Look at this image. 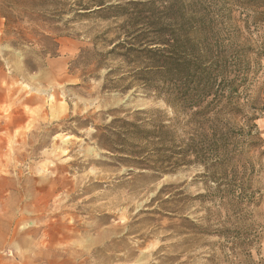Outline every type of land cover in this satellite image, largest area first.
Returning <instances> with one entry per match:
<instances>
[{
	"label": "rangeland",
	"instance_id": "1",
	"mask_svg": "<svg viewBox=\"0 0 264 264\" xmlns=\"http://www.w3.org/2000/svg\"><path fill=\"white\" fill-rule=\"evenodd\" d=\"M100 2L122 8L78 17ZM241 2L0 0V264H264V17ZM176 4L211 11L244 51L242 113L188 126L132 79L134 58L107 55L131 15ZM143 110L171 127L167 147L105 150V128Z\"/></svg>",
	"mask_w": 264,
	"mask_h": 264
},
{
	"label": "trees",
	"instance_id": "2",
	"mask_svg": "<svg viewBox=\"0 0 264 264\" xmlns=\"http://www.w3.org/2000/svg\"><path fill=\"white\" fill-rule=\"evenodd\" d=\"M241 3L261 11L264 17V0H242ZM121 8L122 5H107L106 2L86 4L79 6L78 17L99 16ZM165 12L168 17L161 20L144 18L146 21H143L131 15V34L124 41H118L107 55L118 56L125 59L124 62L129 57L134 58L139 67L131 73L132 79L140 82L146 92L163 100L174 112L188 116V126L197 120L242 113L236 101L248 81L249 63L247 72L243 68L244 51L242 54L241 51L234 52L231 42L217 33L221 19L194 5H171L165 8ZM54 45L58 46L55 42ZM25 64L28 66V60ZM112 74L113 70L107 77ZM153 113L160 114L159 111L143 110L134 113V122L115 119L103 133L105 140L114 139L115 142L103 145V148L113 154L128 156L125 158L128 161L132 157L142 158L150 146L157 150L165 149L167 137L172 134L171 127L156 125L153 120L148 123L142 120L141 124V117ZM115 124L120 126L112 127ZM212 135L214 147L207 154L217 158V165L224 166L231 146L222 139L218 140L216 130H212ZM189 147L193 148V155L199 156L194 149L196 146ZM223 153L225 157H219Z\"/></svg>",
	"mask_w": 264,
	"mask_h": 264
}]
</instances>
